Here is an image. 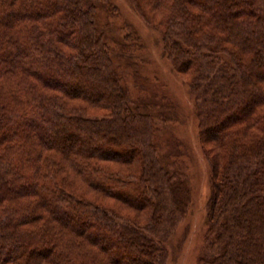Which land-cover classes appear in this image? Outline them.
I'll return each mask as SVG.
<instances>
[{"label":"trees","instance_id":"16d2710c","mask_svg":"<svg viewBox=\"0 0 264 264\" xmlns=\"http://www.w3.org/2000/svg\"><path fill=\"white\" fill-rule=\"evenodd\" d=\"M130 1L165 9L166 53L196 96L213 169L199 264H264V0ZM99 4L0 0V264L166 263L188 191L133 109Z\"/></svg>","mask_w":264,"mask_h":264},{"label":"rangeland","instance_id":"374dc122","mask_svg":"<svg viewBox=\"0 0 264 264\" xmlns=\"http://www.w3.org/2000/svg\"><path fill=\"white\" fill-rule=\"evenodd\" d=\"M101 1L99 23L133 109L153 117L159 160L170 172L180 175L188 191L185 213L167 242L165 264H199L209 235L213 169L202 142L190 76L180 72L166 53L160 32L163 28L158 29L164 8L146 18L130 0ZM152 15L155 17L151 21ZM107 165L118 169L117 163ZM103 203L124 219L136 216L137 212L125 210L126 205L113 199ZM150 214V210L142 211L139 226L148 224Z\"/></svg>","mask_w":264,"mask_h":264}]
</instances>
